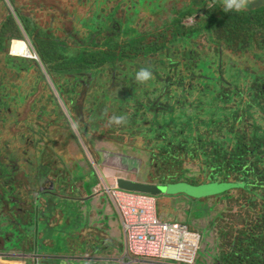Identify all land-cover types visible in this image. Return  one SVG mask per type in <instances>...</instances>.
Here are the masks:
<instances>
[{"label": "rangeland", "instance_id": "rangeland-1", "mask_svg": "<svg viewBox=\"0 0 264 264\" xmlns=\"http://www.w3.org/2000/svg\"><path fill=\"white\" fill-rule=\"evenodd\" d=\"M116 6L119 9L114 13V19L121 21V35L135 30L137 34L144 31L156 34L147 37L146 43L156 39L162 42L165 36L169 38L170 33L165 31L167 26L180 13L197 10L182 19L183 24L198 32L193 45L202 58L197 67H191L193 74L215 70L219 40L224 69H259L263 63L264 14L254 17L263 20L260 25L253 22L252 17L250 23H240V27L231 22V29L221 37L211 38L208 28L199 24L207 9L215 13L223 10L222 0H0L1 147H4L7 132L13 128L12 117L5 111L12 108L11 99H21L17 106L20 122L28 109L32 110L33 116L46 113L47 120L61 117L53 126L47 127L49 144L43 146L42 142L41 146L39 143L34 146V150L47 148L41 154L40 163L47 165L42 172H49L39 175L38 165L34 169L25 168L22 162L11 165L19 174L11 186L12 196L26 209L24 214L16 212L18 203L13 201L8 206L5 189L0 192V264H173L134 258L125 252L119 240L104 238L103 241L99 232L91 233L85 229L83 221V225L75 226V203L88 192V179L108 196L107 190L116 187V181H111L108 175L119 174L120 177L121 173L143 180L142 183L186 185L182 186L188 195L184 198L190 204L186 210L181 208L184 214L174 211V217L180 221L178 223L196 231L192 233L201 236L193 264H246L254 259L251 240L264 234V190L254 192L239 188L243 181L227 173L233 175L231 187L226 184L211 187L213 193L194 199L196 189L191 188L193 186L211 185L214 180L216 183L230 182L222 181L221 175L214 179L215 161L200 155L202 152L194 137L198 133L206 141L210 138L213 112L209 105L194 110L198 94L190 93L191 89L183 93L187 83L185 87L169 88L178 87L171 97L164 99L171 106L177 101L182 102L181 106L186 105L173 114L165 117L158 113L156 116L142 108L149 99L160 97V93L153 92L160 85L157 78L166 68L163 59L156 61L161 55L136 60L138 66L156 70L146 84L136 81L138 71L127 61L116 64L114 73L99 67L95 70L97 74L93 76L91 72L90 77L59 74L65 68L54 55L62 53L69 67L81 45L90 44L88 35L92 31V21L105 23V30L114 28L112 21L105 18ZM259 7L264 8V0H253L244 12L228 13L233 14L232 18H248L250 10ZM16 10L31 19L39 36L29 37L26 22L22 27L19 17L14 15ZM131 25L135 28L131 29ZM105 33L109 32L103 35ZM44 34H47L49 45L43 47L41 37ZM11 37L21 38L33 52L31 60L12 57L10 51L15 41L10 45ZM180 47L175 45V48ZM91 49L93 47L89 45L86 51ZM35 53L37 60H33ZM43 56L52 58L43 61ZM186 76H172L169 81H183ZM260 77L257 76L259 81ZM211 99L212 96H205L206 103ZM121 116L127 118L126 124L109 123L112 117ZM199 121L201 125H198ZM171 139L177 147H170L167 140ZM74 146L77 150L75 161L69 156L70 147ZM211 151L210 146L205 148L206 154ZM0 154L6 164L15 160L13 152L6 153L3 149ZM35 157L34 153L30 161ZM27 174L32 182L33 177L38 179L39 185L28 188V182L20 183ZM177 200L185 202L182 196ZM53 209L58 210L54 215ZM157 214L164 222H169L166 221L168 213L159 204ZM245 255H251V258Z\"/></svg>", "mask_w": 264, "mask_h": 264}, {"label": "trees", "instance_id": "trees-1", "mask_svg": "<svg viewBox=\"0 0 264 264\" xmlns=\"http://www.w3.org/2000/svg\"><path fill=\"white\" fill-rule=\"evenodd\" d=\"M118 9L119 6L114 7L111 14L105 18V20L112 21L113 29L105 30V23L101 24L99 20L92 21V31H90L88 37L90 41L89 45H92L93 49L86 51L89 45L84 47L86 44L83 43L80 52L75 55L74 62L69 67L65 63L62 53L54 55V58L64 65L65 68L59 74L66 73L70 76L80 75L90 77L91 72L93 76L97 74L95 70L99 67H106L109 73H114L116 64L126 61L132 63V66L139 71L141 68L146 67L138 66L136 60L157 57L160 54L161 56L156 58V61H162L161 59H163V65L166 68L164 74L157 78L160 85L153 92L155 94L160 93V97L149 99L148 103L142 106V108L145 111L153 112L156 116L158 113L165 117L173 114L186 105L181 106L182 102L177 101L175 106H171L164 99L171 97L178 87L176 89L169 88L177 85L185 87V83H187L186 89L183 88V93H187L186 91L191 89L190 93L198 94L197 106L194 110L199 111L205 105H209L213 112L212 121L209 125L211 129L210 138L206 141L198 133L194 137L198 150L202 152L200 155L209 157L215 161L212 169H215L216 173L213 178L215 179L218 175H221L223 177L222 181L230 182L216 183L214 180L212 184L217 186L226 184L228 187H231L233 175L227 174L231 173L243 181V185H238L239 188L254 192L264 190V122H262L264 117V60L262 59L263 63L259 66V69L246 70L241 67L237 69H224L222 43L219 40V48L215 55V70L212 72L201 71L200 73L193 74L191 67H197L202 58L201 53L193 45L198 32H195L192 27L183 24L182 19L186 15L194 14L197 10L191 9L180 13L177 19L169 24L165 30L170 33L169 38L165 36L162 42L156 39L155 41L146 43L147 37L152 36L153 32L144 31L137 34L135 30L121 35V21L120 19H114V13ZM18 11L16 10L14 15L19 17L20 21H18L22 27L24 21L26 22L28 26L26 31L29 37L34 39L36 36H39L40 33L32 25L31 19L25 18L23 14H20L22 12L19 11L20 13H18ZM261 13L264 14V8L259 7L251 9L248 13V18H232V13L224 12L223 10H218L215 13L207 9L204 17L201 18L203 20L199 24H203L208 28L211 38L215 36L221 37L231 29V22L236 27H240V23H250L252 17L254 19L253 22L260 25L264 19L256 20L254 17H257ZM90 24L88 23V26ZM134 28V25H131V29ZM106 31L109 33L103 35ZM122 38L125 40L121 41ZM41 39L44 41L43 47L45 44L49 45L47 34H44ZM101 40L104 41L103 44L100 43ZM13 41H15L12 47V54L14 56L21 58L31 57L29 49L21 41L20 37H11L10 45ZM60 44H57V47H61ZM176 44L181 45V47L175 48ZM163 52H165L164 56L162 55ZM51 58L52 56H43V61L50 60ZM51 70L53 71V69ZM150 70L152 73L156 71ZM252 72L254 73L253 76L251 75ZM180 74L187 75L183 81L180 80L175 83L169 81V77L179 76ZM257 76H261L260 81L257 79ZM206 95L212 96L209 103L205 102ZM201 124L199 121L198 125ZM167 143L172 148L177 147L172 139L167 140ZM207 146L212 148L210 154L205 153ZM251 241H253L252 245L254 246V252H252L254 259L245 263L264 264L262 254L264 253V234ZM250 256L245 255V257Z\"/></svg>", "mask_w": 264, "mask_h": 264}, {"label": "built area", "instance_id": "built-area-1", "mask_svg": "<svg viewBox=\"0 0 264 264\" xmlns=\"http://www.w3.org/2000/svg\"><path fill=\"white\" fill-rule=\"evenodd\" d=\"M125 236L126 253L134 258L193 264L201 236L185 225L162 221L156 211V199L150 195L108 190ZM190 236L198 241H187Z\"/></svg>", "mask_w": 264, "mask_h": 264}, {"label": "flooded vegetation", "instance_id": "flooded-vegetation-1", "mask_svg": "<svg viewBox=\"0 0 264 264\" xmlns=\"http://www.w3.org/2000/svg\"><path fill=\"white\" fill-rule=\"evenodd\" d=\"M5 50V49H3ZM33 53V52H31ZM36 56V53H35ZM11 57V56H9ZM37 60V56H36ZM33 96L30 94V97ZM12 102V108L6 109V113L12 117L11 122L13 123V128L10 129L7 132V135L5 137V143L4 147H1L0 144V151H3L5 149V152H13L15 153V160L9 161L10 164H6L5 159L0 158V192L5 189V198H7V204L13 203V201H16L18 203V210L16 212H20L24 214L25 212V205H21L20 200H17L12 196V189L11 186L14 182V177L17 179L19 174H16L15 172V166L19 162L24 163V167L27 168V166L31 167V164L33 162L30 161L32 158V153L30 151L32 150L35 154L37 159L41 158V154L43 150L46 148H39L34 150V146H36L38 143L41 146L42 142H44V145L49 144L48 135H47V127H51L55 124L56 121H58L59 118L55 120H47L46 119V113L39 112L36 116L32 115V110L28 109L25 111L24 119L20 122L18 120L19 114H17V106L21 102V99H11ZM3 110H0V113H2ZM22 123V124H21ZM77 153L76 146L70 147L69 150V156H72L75 161V155ZM1 155V154H0ZM26 177L27 175L23 177L22 181L20 183L27 182ZM33 182H37L38 179L35 178L32 179ZM132 181V180H130ZM138 182V181H136ZM140 183V182H138ZM43 189V188H42ZM11 208V207H10Z\"/></svg>", "mask_w": 264, "mask_h": 264}, {"label": "crops", "instance_id": "crops-1", "mask_svg": "<svg viewBox=\"0 0 264 264\" xmlns=\"http://www.w3.org/2000/svg\"><path fill=\"white\" fill-rule=\"evenodd\" d=\"M45 150H47V148ZM31 153H32V158H33L34 152L32 150L30 151L29 154ZM35 159L33 160V162L36 163L38 166H40L41 171L45 169L43 166L44 164L40 163L41 158L36 159V160ZM34 163L31 164V167L33 166ZM27 176L28 177H26V180L28 182L27 183L28 185L30 183V177H29V174H27ZM118 176L119 174L111 175V177H110V174L108 175V177L111 178V181L112 180L116 181L119 178H123L126 180H132L134 182L136 181L140 183L143 182V180L139 181L135 178H129V176L125 173H121L120 177ZM78 181H79V178H77V184H78ZM85 185H86V180H85V183L82 185L83 188L85 187ZM86 186H87L88 192L84 193L85 197L77 199L75 203V205H77V209L75 210L76 212L75 217H76L77 223H75V226L83 225V222H85L86 223L85 229H88L89 232L91 233L99 232L103 236L102 238L103 241H105L106 239L119 240V242L123 243L124 250L126 252L124 232L122 230L120 220L117 217L118 215L116 213L114 205L111 199H109L110 198L109 194H108L109 196L108 198L107 194L104 193L105 190L104 191L101 190L100 186H98L95 182H90L89 179H88V183ZM191 188L197 189L198 186L196 187L193 186ZM78 190H79V185H78ZM107 193H108V190H107ZM178 197L179 196H172V197L163 196V197L158 198V203L156 201V211H157V207L159 204L161 208L165 212L168 213V216L166 217V221H169V222L167 223L180 222L174 217V211L181 212V214H184L181 208L186 210V207L190 204L189 201L186 200V198H184L186 196H182L185 202H182L181 200H177ZM168 210H171V212ZM55 211H58V210L53 209L51 213L54 215V213H56ZM35 212L40 213V214L42 213L38 209H35ZM170 213L172 215H170ZM63 215L65 214L63 213ZM182 225H185V224H182ZM186 227L189 228L188 226ZM190 230L193 232H196L193 229H190Z\"/></svg>", "mask_w": 264, "mask_h": 264}, {"label": "water", "instance_id": "water-1", "mask_svg": "<svg viewBox=\"0 0 264 264\" xmlns=\"http://www.w3.org/2000/svg\"><path fill=\"white\" fill-rule=\"evenodd\" d=\"M43 166H44V168L47 167V165H43ZM35 167H37L36 163L33 164L31 169H34ZM38 167H39V175H40V172H41V175H42V173L45 175V173L49 172L47 170H44V172H42L40 166H38ZM33 179L35 180V177H33ZM38 185L39 184H37V182L33 183L32 181H30V183L27 186H28V188H30V186L36 187ZM182 186H186V185L177 184V185L163 186V185H153L150 183H138V182L126 180L123 178H119L116 180V187L121 191L146 194V195H150L154 198L163 197V196L172 197V196H183V195H186V197H187L188 195L184 191L185 187H182ZM187 187H189V186H187ZM211 187H218V186L211 184V185H207V186L198 187L196 190L193 191L195 198L190 197V196L188 198H190V199L191 198L202 199L205 196L213 193L210 190ZM193 189H195V188H193ZM29 192H31V191H29ZM200 195H202V197H199Z\"/></svg>", "mask_w": 264, "mask_h": 264}, {"label": "clouds", "instance_id": "clouds-1", "mask_svg": "<svg viewBox=\"0 0 264 264\" xmlns=\"http://www.w3.org/2000/svg\"><path fill=\"white\" fill-rule=\"evenodd\" d=\"M253 2V0H222V9L224 12H244L248 9L249 5ZM209 8L212 5H208ZM34 60H36V56L34 55ZM153 78V73L148 68H141L135 74V79L140 84H146L149 80ZM110 124H126V117H112L109 121ZM156 199V198H155Z\"/></svg>", "mask_w": 264, "mask_h": 264}, {"label": "bare ground", "instance_id": "bare-ground-1", "mask_svg": "<svg viewBox=\"0 0 264 264\" xmlns=\"http://www.w3.org/2000/svg\"><path fill=\"white\" fill-rule=\"evenodd\" d=\"M19 42V41H18ZM13 43H14V41H13ZM13 47V46H12ZM29 49V48H28ZM11 55H12V57H16V58H21V57H17V56H14L13 54H12V48H11ZM29 52L31 53V51L29 50ZM31 56H32V53H31ZM33 57H30V58H21V59H32ZM187 241H189V242H193V243H195V246L192 248V250H193V252H194V250L196 249V245L198 244V241L197 240H195V239H193V237L192 236H190V238H188L187 239Z\"/></svg>", "mask_w": 264, "mask_h": 264}]
</instances>
